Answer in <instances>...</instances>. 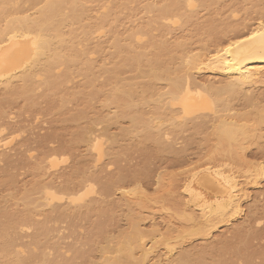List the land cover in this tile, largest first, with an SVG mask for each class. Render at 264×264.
Instances as JSON below:
<instances>
[{
    "label": "bare ground",
    "instance_id": "obj_1",
    "mask_svg": "<svg viewBox=\"0 0 264 264\" xmlns=\"http://www.w3.org/2000/svg\"><path fill=\"white\" fill-rule=\"evenodd\" d=\"M134 1L136 2V0H0V96H3L2 100L8 104L22 99L35 106L37 101L42 99L52 105L49 108L50 112L58 115L59 122L71 130L72 145L83 144L89 153L88 161L95 168L101 163L103 156L113 155L114 146L119 145L126 137L139 139L144 147L146 143L150 146L152 144L154 149L151 150H155L153 152L156 153L151 152L153 155L165 152L183 155L184 150L174 151L176 140L173 141L172 136L189 130L196 134L201 133L203 129L210 130L211 132L205 135L207 137L205 143L211 142L213 149L211 150L226 158L228 162L221 161L220 164L204 162L202 165L194 166L190 164L189 170L184 172L181 180L183 184L176 185L181 188L176 187L177 192L180 191L177 196L173 197L170 191H166L168 194L163 196L164 201L170 205L167 204L183 225L179 230L168 228L170 230L169 234L168 229L166 231L168 235L165 233L161 235L158 229H152L150 233L143 232L139 226V218L140 220L142 218L137 209L146 208V203L150 199L145 196L143 189L136 185L137 183L131 190H126L127 188L124 189L123 186V189H120L118 184L122 182L118 177L117 180H120L113 182L114 179H111L113 184L110 183L112 184L110 186L106 183L107 186L104 185L101 190L107 200L110 189H114L110 192V195H113L117 186L121 194L119 196L124 199L120 198V203L116 204L120 208H127L128 213L130 211L133 213L135 206V213H129L133 215H130L131 220L129 219L131 230L111 239L105 235L102 229L105 224L102 225L100 220L101 225L98 222L99 227L96 223L95 230L99 232L98 237L101 240L97 239V242L100 241L98 244L90 242L91 246L94 244L92 251L98 254L97 260L91 264H207L204 256L208 250L197 253L182 250L175 254L178 251L176 245H182L194 238L207 237L217 226L228 224L239 216L242 212V201L249 198L245 188L257 186L264 176L260 164V167L256 168L255 165L242 161L245 157L241 156L249 146H258L264 127V109H257L256 105L260 98L255 92L256 89L264 87V6L255 10L253 24H249L251 29L247 33L243 32L248 29L246 25L243 27L244 22L229 23L226 25L229 31L232 30V36L226 43L224 42L225 45L218 47L222 40L213 36V40L216 39L217 42L216 48L211 49L209 44L207 45L210 41L206 43L204 41L196 50L190 48L187 41V43L176 41V45L173 42L172 45L169 44L174 31L173 26L184 27V24L190 23L193 15L195 16L197 4L207 7L222 0H212L215 1L214 4L206 2L210 0H166L160 6L155 0H145L144 8L152 15L151 21L143 25L133 24L120 34L116 28L119 23L117 16ZM256 5L258 7V4ZM231 17L235 19L238 15L233 12ZM151 31L159 33L156 42L154 40L156 37L152 36ZM107 35L110 43L103 41ZM107 42L109 43L107 48L112 49L109 55L112 61L107 63L109 58L101 59L102 63H99L98 72L96 71L99 73L97 77L94 72L95 56L98 58V54L107 51ZM150 48L155 52L151 53ZM204 70L210 72L214 78L220 77L219 82L205 85L204 82H199V79L197 81L196 76ZM127 74L132 76L128 78ZM78 76L83 78V82L78 86L79 90H72L73 87L69 90V84H73ZM83 91L87 92L84 94ZM77 94L86 97L83 102L88 106L71 113L66 108L71 105V101L74 103ZM98 98L104 101L103 108L111 111L103 112L106 113L104 116L101 113L96 123L78 126L80 120L87 118L88 111L90 112L93 107L92 102ZM78 99L79 97L76 100ZM235 102L241 103L242 107L249 110L246 113H238L236 108L232 107V103ZM2 116L4 118L5 115L0 111L1 119ZM124 119L129 121V126L120 130L118 128V134L110 136L109 125L117 124L119 120ZM1 122L2 120L0 124ZM206 125H210L211 129H205ZM99 126L100 132L96 130ZM5 127L0 126V163L8 161L6 151L14 141V138L9 140L1 138L6 131ZM246 145L249 146L246 148ZM51 152L49 150L47 156L41 158L42 161L35 163L34 167L38 174L41 173L40 170L42 172L54 170L65 161V159L58 161ZM6 163L4 164L7 169V165L11 163ZM137 173L134 172L140 175ZM6 175L12 178L9 173ZM9 177L5 182L11 184L13 181ZM120 177L123 178L121 175ZM135 177L131 176L127 181L131 182ZM241 177L244 179L242 183L239 180ZM84 178L78 179L81 183L70 179L73 188L67 184L56 186L53 180L52 183H44L47 184L44 186L38 182L36 187L34 185L37 197L34 191L33 194L26 192L27 194H22L21 199L19 197L21 203L15 204L19 205L15 211L0 208V264H77L76 261L79 259L86 260L88 255L79 249H74V258L70 259L63 256L61 241L51 244V239L56 242L53 233L56 231L54 226L57 221L62 220V223L69 221V227H75L73 223L81 217L86 218L87 214L90 215L89 212L97 213L98 219H103L109 212L105 208L106 202L99 199L100 197L85 201L87 197L94 195L96 188L92 183L95 181L94 177L91 181ZM73 182L77 188L72 186ZM129 195L131 197L138 195L139 199L132 201ZM110 205L111 202L108 205L109 209ZM134 214H139L138 218ZM254 222L257 227L260 226L261 221ZM29 230L34 231L31 240L29 244H23L26 238L24 232ZM236 234H240V231L235 233L234 237H237ZM241 236L232 237V240H238ZM93 237L90 238L93 240ZM244 237L246 236L237 243L240 244ZM173 239H179L180 242L175 243ZM223 245L229 249V241ZM159 246L164 247L163 255H157ZM237 250H233L237 255L240 253L236 259L241 255V252L236 253ZM231 252L232 249L228 254Z\"/></svg>",
    "mask_w": 264,
    "mask_h": 264
},
{
    "label": "rangeland",
    "instance_id": "obj_2",
    "mask_svg": "<svg viewBox=\"0 0 264 264\" xmlns=\"http://www.w3.org/2000/svg\"><path fill=\"white\" fill-rule=\"evenodd\" d=\"M146 1L136 0V2L134 1L133 3H129L126 6V10H124V12H122L121 14H118L119 16L117 17H119L118 18L119 23H117L116 28L120 31L119 32L120 34L124 33L127 29L133 26V24L143 25L149 22V20L151 21L152 15L150 13L148 14V12L145 11V8H144ZM155 1L160 6L166 0H155ZM206 2L208 4L215 3V1H212V0L206 1ZM256 4H258V7H256L257 6ZM215 5H212V6L209 5L207 7L206 6L204 7V6H200L199 4H197V9L195 8L196 11L194 12L195 16L193 15V18L189 21L190 23L184 24L185 25L184 27H180L181 25L178 28L177 26H173L174 31L171 35L172 37L170 36L171 42H169L170 38H168L169 44L172 45V42L175 44L176 41L177 42L179 41L180 43L188 42L190 48L192 49L195 48L196 50H198L199 46L206 43V41L208 42L210 41L209 43H207V45L209 44L208 46L211 47V49H213V47L215 48L217 47L216 39L219 38V40L221 39L222 41L220 40L221 44L218 43V47L223 46L227 42V39H230L232 36L231 35L232 30L229 31V28H227L226 24H229V23L230 24H234V23L242 24L244 22L242 24L243 27L244 25H246L248 29H245L243 32L247 33L251 29L250 25L253 24L252 20L255 18V15H256L254 13L255 10L259 9V7L262 8V6H264V0H261V1L260 0H248V1L247 0L245 1L244 0H222L221 2H217V4ZM233 12H236L238 15V17L235 19L231 17ZM133 21H135L136 23L135 22L133 23ZM246 22L248 23L246 24ZM212 30L214 33L212 32ZM153 32L151 31V34L153 37H156L154 39L156 42L158 40L157 36L159 35V33L156 32L155 34ZM108 36L109 35H107L106 38H103V41H109L110 43V40L107 39ZM213 36L216 37V39H214L215 41L213 40L214 38ZM109 43L108 42L106 43V48L107 46L109 48ZM108 48H107V51L104 50L101 54H98V58L95 56L96 64L94 67L95 68L94 72L96 76L97 74H99V73H96V71L98 70L97 67H99L100 64L102 63L101 59L106 60L107 58H109L107 60V63L110 62V60L112 61V57L111 59L109 57V55H111L112 53L110 52L112 49H108ZM151 50H150L151 53L155 52L154 49H151ZM205 71L206 70H204V72L202 71V73L196 76L197 81L199 79V82L200 81L201 83L204 82L205 85L206 83L219 82L220 77L214 78L210 72L208 73V71L206 72ZM131 76L132 74L126 75V77L128 78ZM82 82H83V78L78 76V78H76L73 81V84L71 83L72 85L69 84L70 86V87L68 86L69 90L72 89L71 87H73L72 90H76V89L79 90L78 86ZM84 92L86 93L87 91H83V93ZM255 92H257L256 94L258 95V98H260V99L257 98L258 99V104L256 105L258 107L257 109L263 110L264 109V87L256 89ZM77 95L78 96L75 98V100L79 97L81 101L79 99L78 101L76 100L77 102L73 100L74 103H72L71 101L70 102L71 105L67 106L66 108V110L68 109V111L71 113H75L77 111L83 110L85 107L88 106V105L85 106L83 102L86 99V97L83 98L82 95L81 97L79 96V94ZM2 97L3 96H0L1 98L0 105L2 106V107L0 106V111H1V114L5 116L4 118L2 116L3 119H1L0 117V120H2L1 122L2 124H0V126H2L3 128L6 126L5 127L6 131H4L1 138L2 139L6 138L5 140L14 138V141L10 145L8 151H6V153L7 152L8 153L7 154L5 153L6 155H8L10 161L5 156L6 159L11 164L8 161H6L8 163L6 162L0 163V184H1L0 185V208L4 210L8 209L7 211L9 210L12 212L15 211V209L19 208V205H15V204L21 203L20 199L22 198L24 194H27L28 192L30 194H33V191L35 189L34 185L36 187V183L38 182H40V184L38 183L39 185L43 183L42 185L44 186V185H47L44 183H52L51 181L53 180V184L54 183L57 184L56 186L58 185L62 186V184L64 186L67 184V186L71 187L70 184L72 183L73 180L79 182V180L83 179L84 177L87 178L86 180L89 179L90 181L94 177L93 179H95V181H93L92 183L93 185L95 184L94 186L96 188V190H94L96 194L94 193V195L93 194L90 195L89 197H87L85 201H89L93 199L95 200L100 197L99 199H102V200L104 199L106 203L109 201L111 202V205H110L111 209H109L108 207L110 202L109 204L105 203V208H107L109 212L106 213V215L104 214L105 217L104 218L102 217L103 219H98L97 213L96 215L94 212L92 213L89 212L90 215L87 214L88 218L86 215L85 216L86 218L81 219L82 218L81 217L80 220L78 219L77 222L75 221V223H73L75 224V227H73L72 224H71L72 227H69V224H70L69 221L68 222L65 221L67 223H62V220L61 221L59 220V222L58 221L56 222L57 224L59 223L58 225L56 223H55L56 225L54 224L55 225L54 229L56 231H54L53 234H55L54 236L56 237V239L55 237L54 239L56 240V242H53L54 240L52 241L51 239V244H55L57 242L59 243L61 241L60 243L62 245H60V248L61 246L63 247L61 252L64 257L66 258L70 257V259L74 258L73 257L74 249L75 250L79 249L81 252L88 255L85 261H82L81 259L77 260L76 261L77 264H91L92 262H95L97 260L98 254L96 252H93L92 250L94 248V244L95 243L98 244V242H100L99 240H101L99 239L100 237L99 232L97 233V230H95V227L98 225V222L100 223L99 225H101L100 220H102V225L105 224L103 226L104 228L101 226L102 229H104L103 231L105 232V235L107 234L108 235L107 237L108 238L110 237L111 239L112 238L115 239L118 237L119 234L121 235V233L129 232L131 230L129 229L130 224H131V223L129 224V221L131 220L130 215L133 216L132 214L135 213L136 211L135 206L133 208V213L130 211L129 213H132V214L129 215V213L126 211L127 208L126 209L125 207L120 208L118 204H116V203H120L119 201L120 198L124 199L122 196L121 197L119 196L121 195L119 194L120 191H118L119 185H120V189H123L124 187V189L127 188L126 190H131L136 185L140 186L143 189L145 196L148 199H150V201L146 203L147 204V207L145 206L146 208L137 209V212H139L142 218L141 220L139 218L140 229H142V231L145 233H150L152 229H158V232L161 233V235H164L163 233L168 235L170 230H176V229L179 230L183 225L180 221H178V219H176L177 217L175 213L172 212L173 210H170L171 209V207H169L170 205L164 201L163 196L165 197V195L168 194V192L166 193V191H170V195L173 197L177 196V194L180 192V191L177 192V188L179 186L178 184L180 185L183 184L182 183L183 181L181 182V180H183L182 178H183L184 172L189 170L191 165L192 166L198 165V164L202 165L204 162H211L212 164H220L221 161L228 162L226 158L212 151L213 149H212L211 142L205 143V138H207L206 136L211 131L203 129L204 131L201 130V133L198 132L200 135L196 134L192 130H189L188 132L184 131V133L183 132L180 134L177 133L176 135L178 137L176 135L171 137L173 141L174 139L176 140L174 141L175 142V145H174L175 147H173L175 148L174 151L175 150L180 151L179 149H181L182 151L184 150L183 155H175V153L172 154V152L171 153L165 152L161 154L158 153L159 155L158 154L153 155V153L154 154L156 153L153 152L155 150L153 151L151 150L153 148L152 144L150 146L149 143H146V147H144L142 146L141 141L139 139L135 137H132V139L129 137H126L125 140H123L119 145L114 146L115 150L113 149L114 150L113 155L111 154L112 156L110 155V157L103 156L101 163L98 164V167L95 168L93 167L91 162L88 161L89 153H87L88 151H86L85 149L86 147L81 143L75 146L72 145L71 141H73V136L71 134V130L66 128L65 124L59 122L60 120H59L58 115H54L50 112L49 108L52 105L43 101L42 99H39L36 103L37 105L35 106H31L29 102H26L22 99L16 100L13 104H8V103H5L4 100H2L3 99ZM57 98H54V99L57 100ZM100 99L102 100V98H98V100H96L95 102L94 101L92 102L93 103L92 104L93 107H91L92 110L90 109V112L88 111L86 119L80 120L78 122L79 123L78 126L84 127L86 126L87 123H93V122L96 123L98 121L99 115L101 116V113L103 115L104 114L103 112L111 111L110 109L107 110L106 108H103L104 101L103 100L101 101ZM232 107H235L236 109L235 108L234 109L238 111V113H241V114L246 113L249 110L247 108L242 107L241 103H238V102L232 103ZM109 126H108L109 129L107 128L109 130L108 134L114 137L115 135L118 134L119 130L122 127L125 128L129 126V121L126 119L119 120L117 124H113ZM210 127H211L210 125L208 126L206 125L205 129L206 128L211 129ZM100 129L101 127L99 126L97 127L96 130L100 132ZM261 134H262V137H261L262 139L258 141V146L257 145H252V146L246 145V148L247 146H249L247 148L248 150L245 149V152H243L241 156L243 155V158L245 157L242 161L251 163L255 165L256 168H259L261 165L262 172L264 175V127L262 129ZM69 144H70V147H69ZM147 148H150V149H147ZM49 150L52 151L51 155L54 154L58 161L61 162L63 161L62 159H65L66 162L65 161H64L65 163L62 162L60 165H58L56 169L48 170V172L46 170L45 172L44 171L42 172V170H40L41 173L39 172L40 174H38V171L35 170L34 165L36 162L38 163L39 161H42L41 158L44 159L45 155L49 153ZM9 155L11 156V158ZM4 163L10 164V165H7V169ZM5 172L6 174L9 173V175H11L12 178L7 176ZM134 172L135 173L138 172L137 174L140 173V175H136L134 174ZM51 173L53 174V176ZM128 173L130 176L128 175ZM120 175L123 176L125 180H123V178H121ZM135 175L138 177L140 176V177L136 178ZM6 176L7 178L8 177L11 178L13 183L10 182L11 184H9L8 181L5 182L7 179V178L5 179ZM131 176L135 177L133 178L135 183L133 180H131V182L127 181L128 178ZM118 177L121 179V182L123 183V185L121 182H118L121 184H118L117 182H115V184H118V187L114 184L116 186L114 193H112L114 196L110 195V192L112 190L110 189V192H108V197L106 200V198H104L106 195L102 193L103 190H101V188H104L105 187L104 185H106V183H108L109 185L110 183L113 184V182L116 181ZM70 179L72 181H69ZM111 179H114L113 182H111ZM130 179L131 178H129V180ZM239 180L241 183L244 181L242 177ZM3 182H4V185H3ZM73 184L72 186L77 188V185H75V182H73ZM161 184H163L164 188ZM116 189L118 192L116 191ZM178 189H181V188L179 187ZM245 190H246V193L249 195V198L244 199L242 201L241 203L242 212L239 216H236L228 224H223L220 227L217 226L214 229V231L212 230L209 233V236L207 237L194 238L191 241H186L182 245H179V244L176 245L177 248L176 247L175 248L178 251H176L175 254H178V252L182 250H189L192 253H197L201 250L202 252L208 250L207 252H205L206 255L204 256L206 257L204 261L207 264H221L219 262H222V263L227 262L228 264H246V263L247 264H264V176L263 178L260 179L259 184L257 186H251V187L249 186V187H246ZM35 196L37 197L38 195L36 194ZM137 196L136 197L132 196L133 197L132 198L129 195V198H131V200L135 199L136 201V198L139 199V197ZM18 199L19 201H16ZM112 202H114V204ZM112 205H115V206H112ZM162 205L165 208H163ZM136 208H138V206ZM83 210L85 209H82V211ZM139 214H136V215L134 214V215L137 217V215ZM100 215L101 214H99V216ZM254 221L256 222L261 221L260 226L257 227ZM51 224L53 226V223ZM100 229L101 228H99L98 231H100ZM167 229H168V234L166 233ZM29 231L24 232V234H26L25 235L26 238L24 239L26 243L23 241V244H27V243L29 244L31 240L30 238L34 231L33 230L32 231L29 230ZM239 231L241 235L243 234L242 236L240 234L238 235L236 234L237 237L241 236L240 239L232 240V237L235 236V233L237 232L239 233ZM92 234H94L95 237H93ZM243 236H246V237H244V240L242 239V242L238 244L239 243L238 241H240L241 238H243ZM51 237H53V235ZM90 237H93V240ZM237 237H234V238H237ZM245 238L246 239L248 238V239L246 240ZM97 239H99L98 242H97ZM94 240H96V242ZM174 241H176L175 243L180 242L179 239L174 240ZM227 241H229L230 250L225 248L224 246L225 244L223 245V243H226ZM90 242H93L94 244L92 243V246H91ZM232 242L234 243L232 244ZM242 245H243V249H242ZM163 248H164L163 246L158 248L159 250L157 252V255L164 254L163 251L165 252V250ZM231 249H232L233 254H231L232 252L228 254V252L231 251ZM234 249L235 250L238 249L239 251L237 250L236 253L241 252L242 257L240 255L239 258L236 259L240 253H238V255L235 254V252L233 251ZM242 250L243 252H245V254L242 252Z\"/></svg>",
    "mask_w": 264,
    "mask_h": 264
}]
</instances>
